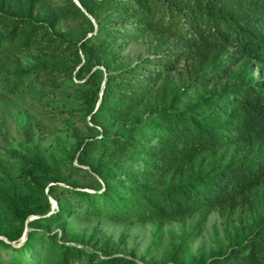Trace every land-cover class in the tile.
I'll list each match as a JSON object with an SVG mask.
<instances>
[{"label": "trees", "instance_id": "1", "mask_svg": "<svg viewBox=\"0 0 264 264\" xmlns=\"http://www.w3.org/2000/svg\"><path fill=\"white\" fill-rule=\"evenodd\" d=\"M78 1L92 19L72 0L66 11L87 19L89 36L70 39L60 49L46 29L38 37L42 25L21 15L10 24L0 15V28H6L0 33V54L41 40L44 47L60 50L78 43L83 59L76 75L84 79L76 85L83 87L86 126L100 136L80 141L75 157L101 182L95 179L91 191L76 189L38 159L24 166L25 174L54 173L51 180L68 182L71 188L63 192L76 195L87 213L113 220L169 222L198 213L196 224L202 229L209 213L219 211L228 230L226 245L208 257L193 256L190 264H264V215L252 225L258 203L253 191L264 182V0ZM152 32L176 39L162 37L150 55L132 63L103 54L101 67L94 66L111 43ZM181 62L189 66L188 85L182 86L190 91L183 105L182 92L169 97L167 90L169 72ZM30 70L58 86L51 66L23 69L20 76ZM22 83L12 81L10 90ZM56 187H46L58 203L56 210L50 212L51 201L32 191H12L9 209L21 223L31 214L47 219L65 215L66 205L53 194ZM0 234L11 241L20 232L0 229ZM37 241L36 232L27 230L19 246L3 239L0 245L23 256ZM58 246L57 264H160L102 245L101 255L75 244ZM185 255L180 245L162 264H187Z\"/></svg>", "mask_w": 264, "mask_h": 264}, {"label": "rangeland", "instance_id": "2", "mask_svg": "<svg viewBox=\"0 0 264 264\" xmlns=\"http://www.w3.org/2000/svg\"><path fill=\"white\" fill-rule=\"evenodd\" d=\"M67 5L68 0H0V15L6 17L10 24L15 17L26 16L43 26L38 32L39 38L46 29L62 49L66 41H77L83 35H90L87 19L68 13ZM5 31L6 28H0L1 34ZM162 37H167L170 42L176 39L174 35ZM162 37L152 32L136 40L118 39L120 44L116 42L107 46L94 66L101 67L103 54H113L124 63H132L139 57L150 55ZM44 41L0 54V229L12 234L20 232L14 240L9 241L2 234L0 239L17 247L25 239V229L35 231L39 237L34 247L23 256L0 245V264H57L60 243L96 250L99 255L98 247L102 245L110 252L133 255L143 263L157 260L160 264L170 261L171 253L182 245L186 252L185 260L190 264L193 256L208 257L226 245L228 230L219 211L209 213L202 229L196 224L200 219L198 213L185 220L169 222L113 220L87 213L84 206L77 204L76 195L63 192L64 188H71L68 182L51 180L54 173L25 174L24 166L38 159L47 167L57 169L70 183H74L76 189L91 191L96 186L95 179L101 182L86 164L77 162L75 157L80 141L100 136L99 132L90 131L86 126L90 122L81 97L83 87L76 85L84 79V74L79 78L76 75L83 59L81 49L78 43L64 50L51 49L43 46ZM41 65L53 68L52 75L58 86L51 85L46 78L37 77L34 70L20 76V70ZM254 69L258 71V67ZM19 78L23 83L11 91L10 83ZM188 78L189 66L184 62L169 72L168 95L171 97L182 92L180 105L187 101L190 91V88L184 91L182 86L188 85ZM191 93H195L192 88ZM161 99L162 96L158 95L157 100ZM109 133H115V129L110 128ZM39 184H43L42 191ZM49 184L57 185L53 194L66 205L68 213L54 219L31 214L21 223L9 209L8 196L12 191L21 194L32 191L40 198L46 196L52 200L51 212L57 209L58 203L46 191ZM253 194L258 200L252 222L255 225L264 215V182ZM33 218L38 219L28 224ZM73 264L87 262L81 260Z\"/></svg>", "mask_w": 264, "mask_h": 264}, {"label": "water", "instance_id": "3", "mask_svg": "<svg viewBox=\"0 0 264 264\" xmlns=\"http://www.w3.org/2000/svg\"><path fill=\"white\" fill-rule=\"evenodd\" d=\"M75 4L83 11L84 14H86L88 17L91 18V16L85 11V9L80 5V3L78 2V0H74ZM92 19V18H91ZM52 201V200H51ZM26 235V229L23 232V239L25 238Z\"/></svg>", "mask_w": 264, "mask_h": 264}]
</instances>
